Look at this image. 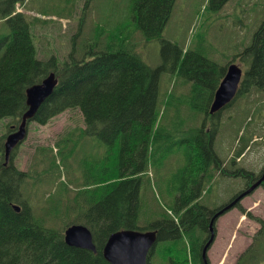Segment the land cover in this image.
<instances>
[{
    "label": "trees",
    "instance_id": "16d2710c",
    "mask_svg": "<svg viewBox=\"0 0 264 264\" xmlns=\"http://www.w3.org/2000/svg\"><path fill=\"white\" fill-rule=\"evenodd\" d=\"M90 1L85 0V7ZM227 1L206 0V7L216 11ZM18 2L24 3L26 0L0 1V20L9 26L7 31H0V118H10L5 127L11 131L27 108L26 88L53 71L57 84L28 122L45 124L64 110L78 108L84 126L76 128L79 131L77 136H72V130L67 136L56 140L54 146L48 145L49 148L53 150V147L62 145L68 150L76 140L86 135L96 136L112 150H118V168L113 169L117 174H103V167V171H98L102 175L98 172L87 174L91 177L89 180L84 178V174H71L75 179H84L80 187L69 192V186L65 184L63 194L49 191L50 188L48 193L41 194V203L36 201L38 191L32 192L30 187L37 190L40 180H52L56 174H0V264H110L102 254L108 236L122 228L140 229V172L144 170V153L149 142L152 138L156 140L159 135V78L169 60L155 67L146 63L133 49L132 23L135 29L142 32L145 40L162 41L164 56L168 50L172 51L171 69L183 76L186 82L192 83L194 97L201 94L200 82L211 84L215 79L214 89L202 110V121L196 124L192 119V128L188 130L190 135L184 155L188 164L193 161L202 164L197 171L191 170V174L200 176L204 172L210 177L213 173L242 176L246 178L244 188L260 176L236 165V159L248 146L250 137L241 139V146L229 160L219 157L212 147L220 120L205 127V119L209 116V123L214 119L208 109L227 64L220 66L198 51L181 49L174 42L161 38L175 0H132V22L122 24L127 28L111 31L104 49L97 50L96 42H90L88 44L92 47L89 50L79 54L74 46L62 59L54 54L40 56L41 50L34 41V22L25 13L15 10ZM234 59L240 65L248 66L243 70L237 93L231 102L251 90L264 91V18L254 31L250 43L236 53L231 62ZM170 102L169 99L165 100L166 105H170ZM218 113L219 110L213 116ZM190 115L187 117H194ZM62 148H57L56 153ZM49 153L38 146L31 169L41 172L50 170L55 159ZM64 153V157L68 158L66 151ZM136 156L140 159L137 164ZM102 160L104 163V155ZM213 166L214 169H211ZM0 169L21 170L13 161ZM61 176L59 174V178ZM27 183H30L28 193L24 195L20 188ZM261 185L264 187V182ZM21 195L27 201L24 202ZM181 196L175 210L178 217L162 218L146 229L157 228V241L163 244L164 251L169 249L176 253L174 257L169 252L163 254L159 258L161 264H202L200 253L206 239L202 233L209 231L210 214L223 205L210 209L199 204L197 193L182 192ZM32 197L34 201H30ZM14 203L20 206V210L12 207ZM236 207L259 226L233 264H260L264 262V218L246 212L239 202ZM197 208L203 212L201 218L198 217L200 213H193ZM58 213L85 224L92 233L96 250L66 244L64 229L73 222L62 223L64 217L61 221L57 220ZM184 233L190 240L188 248ZM182 250L184 254L179 256ZM153 252V249L149 251L148 264H151L149 257Z\"/></svg>",
    "mask_w": 264,
    "mask_h": 264
},
{
    "label": "rangeland",
    "instance_id": "374dc122",
    "mask_svg": "<svg viewBox=\"0 0 264 264\" xmlns=\"http://www.w3.org/2000/svg\"><path fill=\"white\" fill-rule=\"evenodd\" d=\"M131 2L91 0L85 7V0H26L17 3L15 9L27 14V18L34 22V41L41 50L40 56L54 54L62 59L74 46L79 54L89 50L92 47L88 44L90 42H96L97 50L104 49L111 31L127 28L122 24L132 22ZM206 5V0H175L161 38L174 42L181 49L198 51L224 66L250 43L254 31L264 18V0H228L216 11ZM8 27L7 22L0 20V31L5 32ZM130 27L133 29V49L146 63L155 67L169 60L159 78V135L156 140L152 138L149 142L144 153V170L140 172L138 227L144 230L162 218L178 217L175 210L179 206L178 199L182 197V192L197 193V201L201 206L214 209L230 201L243 189L246 178L218 173H213L212 177L204 172L200 176L191 174V170L197 171L202 164L199 161L188 164L184 155L190 135L188 130L192 128V119L196 124L202 121V110L214 89L215 79L211 84L200 82L201 94L194 97L192 83L186 82L183 76L171 69L172 51L168 50L164 56L160 39L147 41L142 32L134 28L133 23ZM234 62L240 65L237 59ZM247 66L244 65L243 70ZM167 99L171 101L170 105L165 104ZM190 114L194 117H187ZM9 121V117L0 118L1 145L8 133L5 124ZM83 126V117L78 108L64 110L45 124L29 122L25 140L13 153V163L21 170L34 171L31 168L38 146L50 152L48 155L55 159L50 170L43 171L56 174L53 175L54 179L40 180L37 190L30 187L32 192L38 191V203L42 202L41 194L43 196L44 192L48 193L50 188L49 191L63 194L65 184L69 186V192L80 187L84 179H75L71 174H84V178L89 180L91 177L87 174L100 169L103 171V167V174H117L113 169L118 168V150H112L96 136L86 135L76 140L68 150L59 145L57 148H62L59 153H56L57 148H49L48 145L54 146L56 140L67 136L72 130V136L76 137L79 133L76 128ZM208 126L207 120L205 127ZM247 137H250L249 146L236 159V165L260 174L264 167V91L251 90L250 93L239 95L220 110V125L212 147L219 157L229 160L241 146V139ZM65 151L68 158L64 157ZM139 162L136 156V164ZM59 174H62L60 178ZM29 184L20 188L24 195L28 193ZM21 197L24 202L27 201ZM30 201H34V197ZM30 203L37 209L34 203ZM240 204L246 212L264 218V187L258 186L242 198ZM193 213H200L199 218L203 216L198 208ZM63 217L62 223H79L76 218L67 219L68 216L61 213H58L56 219L61 221ZM258 226L256 221L242 214L237 207L219 216L215 221L214 241L207 251L209 263L233 264L238 254L250 243ZM202 235H206L205 231ZM183 236L188 248L189 237L185 233ZM153 251L149 257L151 264H161L159 258L167 252L176 256L174 251H164L161 242L155 244ZM183 254L184 250L178 253L179 256Z\"/></svg>",
    "mask_w": 264,
    "mask_h": 264
},
{
    "label": "water",
    "instance_id": "95a60500",
    "mask_svg": "<svg viewBox=\"0 0 264 264\" xmlns=\"http://www.w3.org/2000/svg\"><path fill=\"white\" fill-rule=\"evenodd\" d=\"M242 76L241 67L232 62L226 66L225 72L215 89L209 113H214L228 104L235 96ZM57 78L54 72L48 73L41 81L26 88L27 108L22 113L19 123L15 129L9 132L4 140V155L8 158L10 152L16 147L27 134V123L40 105L52 93ZM264 181V169L259 178L249 185L248 188L240 192L230 202L217 210L211 217L208 228L210 231L207 241L201 248V259L204 264H208L206 252L215 238L213 224L216 218L227 210L233 208L244 196L251 193ZM15 210H20L17 203L12 204ZM64 240L66 244L79 248L95 251V245L90 229L82 223H72L64 229ZM157 242L156 229L139 230L133 228H122L112 232L102 247L103 257L110 264H147L148 252Z\"/></svg>",
    "mask_w": 264,
    "mask_h": 264
},
{
    "label": "flooded vegetation",
    "instance_id": "af4514ba",
    "mask_svg": "<svg viewBox=\"0 0 264 264\" xmlns=\"http://www.w3.org/2000/svg\"><path fill=\"white\" fill-rule=\"evenodd\" d=\"M22 144V143H21ZM21 144H19L18 146H16L12 151H13V153L14 152H16V150H17V148H19V146L21 145ZM12 153V152H11ZM12 161V158H11V154H10V156H8V158L6 159V157H5V155H4V145H2V148H1V150H0V168H2V167H5V166H7L10 162ZM262 169H264V167L262 168ZM263 172V170L261 171V173ZM47 172H41V171H28V170H20V171H12V170H1L0 169V174H46ZM260 173V174H261ZM254 181V180H253ZM252 182H250V184H251ZM249 184V185H250ZM212 215L213 214H210V216H209V218H208V222L210 221V219H211V217H212ZM214 225H213V230L215 231V229H214ZM152 229H156L157 230V232H158V229L157 228H152ZM208 230H209V228H208ZM216 233V232H215ZM209 234H210V231H206V235H205V237H206V239H205V241H204V243L207 241V239H208V237H209ZM204 243H203V245H204ZM213 243V242H212ZM202 245V246H203ZM209 248H210V246H209ZM208 248V249H209ZM201 261H202V259H201ZM202 264H204L203 263V261H202Z\"/></svg>",
    "mask_w": 264,
    "mask_h": 264
}]
</instances>
